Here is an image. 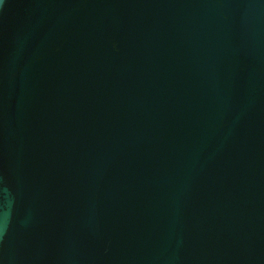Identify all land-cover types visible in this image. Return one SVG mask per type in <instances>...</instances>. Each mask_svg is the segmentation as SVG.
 <instances>
[{
  "label": "water",
  "instance_id": "obj_1",
  "mask_svg": "<svg viewBox=\"0 0 264 264\" xmlns=\"http://www.w3.org/2000/svg\"><path fill=\"white\" fill-rule=\"evenodd\" d=\"M0 264H264V0H0Z\"/></svg>",
  "mask_w": 264,
  "mask_h": 264
}]
</instances>
